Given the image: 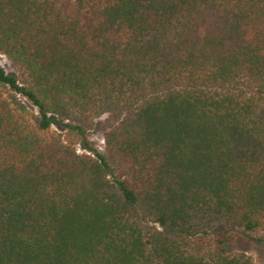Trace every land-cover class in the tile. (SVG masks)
Returning a JSON list of instances; mask_svg holds the SVG:
<instances>
[{
	"label": "trees",
	"instance_id": "trees-1",
	"mask_svg": "<svg viewBox=\"0 0 264 264\" xmlns=\"http://www.w3.org/2000/svg\"><path fill=\"white\" fill-rule=\"evenodd\" d=\"M0 55V264H255L264 0H0Z\"/></svg>",
	"mask_w": 264,
	"mask_h": 264
},
{
	"label": "rangeland",
	"instance_id": "rangeland-1",
	"mask_svg": "<svg viewBox=\"0 0 264 264\" xmlns=\"http://www.w3.org/2000/svg\"><path fill=\"white\" fill-rule=\"evenodd\" d=\"M0 67L7 74L17 75L16 68L11 62L4 56L0 55ZM31 111H34L31 109ZM51 129L59 134L64 139H71V135L68 134L63 123L53 120ZM104 129L102 127V119L95 123V126L90 130L86 138L87 140L99 151L103 152ZM76 149L79 153H83L79 143L76 144ZM228 236V253H244L252 258L255 264H264V234L257 231L235 230L229 234L223 232V230H217L214 235V243L219 245V241Z\"/></svg>",
	"mask_w": 264,
	"mask_h": 264
}]
</instances>
